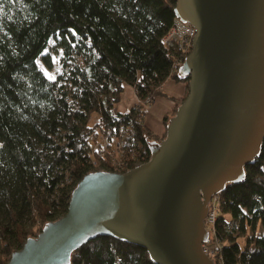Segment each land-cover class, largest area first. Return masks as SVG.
Returning <instances> with one entry per match:
<instances>
[{
    "label": "trees",
    "instance_id": "obj_1",
    "mask_svg": "<svg viewBox=\"0 0 264 264\" xmlns=\"http://www.w3.org/2000/svg\"><path fill=\"white\" fill-rule=\"evenodd\" d=\"M175 3L0 0V264L46 221L66 212L77 181L95 169L92 159L103 142L124 140L132 166V153L149 159L148 140L162 137L144 124L136 106L120 112L117 103L125 83L139 99L165 94L161 84L169 77L188 87L189 77L175 64L184 55L163 43ZM58 48L63 70L51 77L40 61L52 67ZM185 96H169L175 105L165 124ZM245 171L243 180L219 194L217 264H264V142ZM71 264L159 263L141 245L99 236L76 249Z\"/></svg>",
    "mask_w": 264,
    "mask_h": 264
},
{
    "label": "water",
    "instance_id": "obj_2",
    "mask_svg": "<svg viewBox=\"0 0 264 264\" xmlns=\"http://www.w3.org/2000/svg\"><path fill=\"white\" fill-rule=\"evenodd\" d=\"M174 12L196 29L178 67L188 92L163 138L148 140L149 159L85 173L66 212L6 264H71L99 236L141 245L159 264H217L203 249L210 201L245 178L264 142V0H176Z\"/></svg>",
    "mask_w": 264,
    "mask_h": 264
},
{
    "label": "built area",
    "instance_id": "obj_3",
    "mask_svg": "<svg viewBox=\"0 0 264 264\" xmlns=\"http://www.w3.org/2000/svg\"><path fill=\"white\" fill-rule=\"evenodd\" d=\"M195 33L196 29L191 23L175 16L173 24L171 25L168 32L163 36V43L169 47L177 48L185 57V55L188 54L192 49V42ZM183 59L177 60L175 64L180 65ZM154 99L155 95L153 93H148L144 99H139L138 103L135 105L140 113L141 120L144 121V110L153 103ZM103 141H105V137ZM103 159H105V166L99 167L100 163L103 162ZM132 159L135 160V164L133 166L144 162L139 161L135 153H132ZM92 163L96 166L95 169H106L119 172L126 171L127 169L133 167L130 164V160L126 157L124 140H119L110 145H107L103 142L97 148V156L93 157ZM218 202L219 194H216L210 201V208L205 218L206 227L211 229L212 233L214 232L213 226L216 221ZM203 249L211 257H214L219 262H221V243L219 240L213 239V241L210 243H203Z\"/></svg>",
    "mask_w": 264,
    "mask_h": 264
},
{
    "label": "crops",
    "instance_id": "obj_4",
    "mask_svg": "<svg viewBox=\"0 0 264 264\" xmlns=\"http://www.w3.org/2000/svg\"><path fill=\"white\" fill-rule=\"evenodd\" d=\"M161 89L165 94L155 95L153 103L144 110V124L148 126L157 137H162L166 131L164 116L175 105V101L169 96L181 97L188 92L187 82L173 77L167 78ZM139 101L136 88L129 83L124 84L117 109L120 112H128Z\"/></svg>",
    "mask_w": 264,
    "mask_h": 264
},
{
    "label": "rangeland",
    "instance_id": "obj_5",
    "mask_svg": "<svg viewBox=\"0 0 264 264\" xmlns=\"http://www.w3.org/2000/svg\"><path fill=\"white\" fill-rule=\"evenodd\" d=\"M51 42H53V41H51ZM61 53H62L61 48L55 49V51L52 54L53 65L50 68L47 67L46 65H44L42 61H40V65L43 67L45 72L51 77H55L59 72H61L63 70L62 64L59 62V57H60ZM96 119H97V115L93 114L91 116V121H94ZM163 136H162V138H163ZM21 218H22V221L24 223H26V224L29 223V212L25 211L22 214ZM244 241H245L244 238L241 237L240 242L242 243V245L244 244Z\"/></svg>",
    "mask_w": 264,
    "mask_h": 264
}]
</instances>
